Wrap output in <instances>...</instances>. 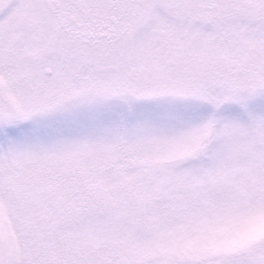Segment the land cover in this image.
Here are the masks:
<instances>
[{"label": "snow or ice", "instance_id": "obj_1", "mask_svg": "<svg viewBox=\"0 0 264 264\" xmlns=\"http://www.w3.org/2000/svg\"><path fill=\"white\" fill-rule=\"evenodd\" d=\"M0 264H264V0H0Z\"/></svg>", "mask_w": 264, "mask_h": 264}]
</instances>
